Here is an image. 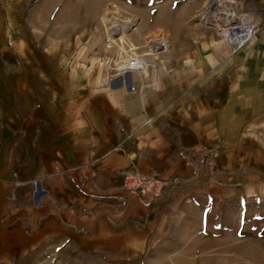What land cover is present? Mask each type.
Listing matches in <instances>:
<instances>
[{
	"label": "crops",
	"instance_id": "obj_1",
	"mask_svg": "<svg viewBox=\"0 0 264 264\" xmlns=\"http://www.w3.org/2000/svg\"><path fill=\"white\" fill-rule=\"evenodd\" d=\"M247 52L245 77L217 87L209 80L182 82L203 77L189 69L175 73L178 82L167 74L168 88L154 85L157 77L146 80L151 83L137 94L111 80L113 62L104 83L91 62L67 89L37 82L36 92L15 91L18 102L5 120L14 131L16 172L0 177V264H15L46 245H70L92 264L147 257L166 216L147 218L138 203L119 217L106 210L107 217L95 216L89 198L119 194L128 172L188 175L191 167L178 156L182 147L238 139L264 168V38Z\"/></svg>",
	"mask_w": 264,
	"mask_h": 264
},
{
	"label": "rangeland",
	"instance_id": "obj_2",
	"mask_svg": "<svg viewBox=\"0 0 264 264\" xmlns=\"http://www.w3.org/2000/svg\"><path fill=\"white\" fill-rule=\"evenodd\" d=\"M215 2L0 0V177L16 172L11 164L14 131L12 122L5 120L11 118L18 102L15 91L26 87L36 92L37 82L45 86L55 82L60 84L58 88L67 89L77 72L82 76L94 59L103 65L104 76L105 65L111 69V62L118 58L105 46L100 24L103 13L140 31L134 35L140 53H147V36H169L168 51L149 63V70L158 72L156 86L163 88L169 80L167 74L174 76L172 83L178 82L175 73L189 69L203 72L195 80L181 79L190 85L209 80L217 87L220 81L242 80L247 48L264 38V0H235L239 11L249 14L258 28L249 44L232 49L228 56L220 51L223 39L216 29L196 19L204 7L206 12L214 10ZM212 145L192 144L177 150L181 161L191 167L188 175L157 177L128 172L117 186L119 194L89 198L95 216L107 217L106 210L119 217L129 204L133 209L137 203L145 208L147 218L166 216L165 224L159 222V236L151 241L147 257L129 264H264V168L251 147L245 150L248 154L243 153L238 139ZM36 187L33 194L38 192ZM92 263L70 245H46L15 264Z\"/></svg>",
	"mask_w": 264,
	"mask_h": 264
},
{
	"label": "bare ground",
	"instance_id": "obj_3",
	"mask_svg": "<svg viewBox=\"0 0 264 264\" xmlns=\"http://www.w3.org/2000/svg\"><path fill=\"white\" fill-rule=\"evenodd\" d=\"M214 7V10L210 12H206L205 9L207 8L204 7L205 9L199 11L196 19L203 25L212 26L216 29L223 39L219 46L224 53L229 52L230 54L232 49L246 45V42H251L258 24L251 21L249 14H242L239 11V6L235 0H216ZM100 24L104 31L105 46L108 50L115 51L118 56L113 62L114 66L111 69L113 78L111 80L117 79L119 81L116 82L121 86H127L130 91L139 94L146 84L151 83H146V80H153L158 77L157 70L155 72L149 70V63L151 60L160 59L162 53L168 51L171 45L169 36L162 33L147 36L144 38L145 47L148 48L147 53H140L139 48L141 46H138L136 36H134L139 35L140 31L132 24L109 12L103 13ZM142 51L145 50L142 49ZM92 65L97 66V71L102 73L100 68L103 65L99 64L96 59L92 61ZM104 71L106 74L102 76L103 83L108 82L106 77L110 71L108 73L107 65H105Z\"/></svg>",
	"mask_w": 264,
	"mask_h": 264
},
{
	"label": "built area",
	"instance_id": "obj_4",
	"mask_svg": "<svg viewBox=\"0 0 264 264\" xmlns=\"http://www.w3.org/2000/svg\"><path fill=\"white\" fill-rule=\"evenodd\" d=\"M32 184H33L34 187H36L37 184H38V181L37 180L36 181H33Z\"/></svg>",
	"mask_w": 264,
	"mask_h": 264
}]
</instances>
